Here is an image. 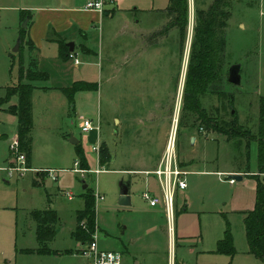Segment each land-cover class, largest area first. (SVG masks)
Wrapping results in <instances>:
<instances>
[{
	"label": "rangeland",
	"instance_id": "374dc122",
	"mask_svg": "<svg viewBox=\"0 0 264 264\" xmlns=\"http://www.w3.org/2000/svg\"><path fill=\"white\" fill-rule=\"evenodd\" d=\"M29 1L38 7L51 8H83L87 2ZM168 3L169 0H115L114 6L109 8L114 11L112 18L103 16L99 22L92 21L91 27L83 32L85 37L74 34L72 43L78 66L71 60L67 70H63L65 73L60 74L58 64L43 62L52 77L34 84L39 88L32 92L35 127L32 170L22 176L7 177L4 164L9 144L16 134L17 119L0 110V264H82L84 259L75 252L77 243L70 233L75 227L77 211L84 208L83 196L90 192L103 197L95 201L97 229L94 239L98 250L121 253L120 264H168L171 257L174 264H263L249 254L243 213L235 209L245 208L252 200L249 190L246 189L249 192L246 195H250L246 201L232 200L230 192L240 183L229 186L214 176L190 173L248 170L251 175H257V144L251 142L246 148L245 141L238 146L218 132L197 130L198 122H193L192 116L180 124L194 28V2L188 0V26L182 46L178 30L171 28L169 21L161 31V39L153 31L146 32V28L154 24L149 20L151 15L133 14L135 8L153 7L156 17L160 13L158 8L163 14ZM230 3L225 30V66L228 75L231 66L240 65V85L227 82L226 91L238 124L256 134L259 101L264 98V0H231ZM26 5L29 3L24 0ZM0 14L8 17L6 12ZM137 20L136 29L147 34L143 51L136 49L131 32L125 28L126 21L134 28ZM23 21L17 25L18 30ZM0 31L3 33V26ZM78 43L92 52L81 51ZM14 48L15 44L8 52L13 58H0V100L6 98L7 87L19 82L20 58L31 60L26 48L13 52ZM47 49L57 53L51 42ZM45 51L33 56L42 57ZM124 58L131 60L127 65L129 70L115 63L121 64ZM75 80L96 84L97 89L76 93L73 103H68L60 92H41L40 87H65ZM16 103L17 97H10L2 108ZM200 105L208 110L215 129L227 131L223 115H214L210 110L218 105L216 97L204 95ZM81 118L91 120L98 127V133H80ZM230 121L226 122L230 124ZM171 132L175 134L178 162H194L187 170L186 197H182L183 192H177L179 206L177 208L174 202L169 230L161 209L149 207L141 197L148 190L154 197L162 198L158 179L132 170L154 171ZM70 136L77 141L76 145L69 143ZM191 138L195 139L193 143ZM94 146L106 148L108 165H100L99 152L91 151ZM10 156L15 160L14 154ZM74 163L85 172L72 171ZM97 169L101 172L95 174ZM45 171H53V178L45 173L36 176ZM248 180L253 179L246 178ZM36 181L38 185L34 186ZM121 181L131 184L130 207L117 203ZM84 185L87 186L85 190L82 189ZM48 209L55 210L59 218L57 233L49 248L61 255L19 253L22 248L37 247L35 224L29 213ZM223 215L234 239L236 253L232 258L213 253L225 230ZM191 248L206 252L196 256Z\"/></svg>",
	"mask_w": 264,
	"mask_h": 264
},
{
	"label": "trees",
	"instance_id": "16d2710c",
	"mask_svg": "<svg viewBox=\"0 0 264 264\" xmlns=\"http://www.w3.org/2000/svg\"><path fill=\"white\" fill-rule=\"evenodd\" d=\"M195 5L194 11V28L193 36L190 44V52L187 64V72L185 78V88L181 106L182 120L189 119L192 116L193 122H198L197 130L218 132L224 136L227 141L236 142L240 145L245 141L246 148L251 142L257 144V175H251L247 171H239L246 177L254 179L255 186V203L251 211L243 213V225L245 236L248 244V252L254 258L264 264V98L259 101L258 108V128L257 133L252 134L244 130L237 122L236 113L233 110V104L230 101L227 83V70L225 66V30L230 17L231 0H212L206 7L199 8L198 3L206 2V0H193ZM188 0H169L165 12L163 13L169 26L176 28L179 34L180 45L185 41V33L188 26ZM107 11H104L103 16ZM28 19L24 13V19ZM25 29L20 32V42L24 41ZM51 33V37L54 38ZM55 39V38H54ZM58 46V57L66 63L70 61L71 55H75L74 49L69 52L67 43L58 37L54 40ZM26 47L29 52L34 51L32 43L28 40ZM75 48V47H74ZM21 49V47H20ZM19 82L15 86L7 87L5 99L0 100V110L13 115L17 119L16 137L19 142V152L23 153L26 159V168L30 169L32 157V91L36 88V82L46 80V73L38 69V63L35 59H31L24 68L23 62L19 60ZM59 90L66 98L68 103H73L75 94L78 92H86L96 90L97 86L86 81H76L67 87L54 88ZM204 95H212L216 97L218 105L211 107L214 115H223L227 131H219L215 129L211 122L208 110L200 105V98ZM17 97V103L3 109L4 103L8 102L10 97ZM233 111V114H231ZM192 129V127H190ZM237 140V141H235ZM248 159V158H247ZM109 155L103 146H99V163L100 165H108ZM181 168L187 164L179 163ZM84 169V168H83ZM44 172L38 173V175ZM46 174V173H45ZM44 175V174H43ZM263 179V178H262ZM34 186L38 183L34 182ZM87 189V188H86ZM84 208L77 211L75 219V227L70 233L71 238L81 245L89 244L93 241L96 232V210H95V194L93 192L83 196ZM31 220L35 224V240L37 247L35 249H25L19 251L21 254L51 256L58 255L59 252L49 248V244L55 239L56 226L59 218L57 212L53 209L43 211H32L29 213ZM225 230L222 238L216 242L214 254L224 255L232 258L235 255L234 239L230 231V225L225 215ZM78 252V249L75 251ZM71 253V252H70Z\"/></svg>",
	"mask_w": 264,
	"mask_h": 264
},
{
	"label": "crops",
	"instance_id": "0c3cea01",
	"mask_svg": "<svg viewBox=\"0 0 264 264\" xmlns=\"http://www.w3.org/2000/svg\"><path fill=\"white\" fill-rule=\"evenodd\" d=\"M27 1H28L29 5L24 6V0H0V13L6 12L8 14V17H6L4 15H3V17H1V14H0V17L2 18L0 20V27L3 26V33L0 31V58L4 59L7 56L10 58H13V55L11 53H8L9 49L14 44L16 45L17 41H19V50L23 51L25 48L27 49L26 42L29 40L32 43L33 47L35 48L34 51L28 52V53H30L29 54L30 59H35L38 63V69L47 74L46 80H48L49 78L52 77V75H51L52 72L49 70V68H46L47 66H43V62H46L47 64L48 63L49 64L54 63L55 65L58 64L57 68L59 70V73L64 74L65 73L64 71L67 70V65L69 64V61L66 63H63L59 59V57H58V46L54 40L55 39L58 40V37H59L61 40H63L65 43L68 44V43H72V39H73V36L75 33H78L80 36L85 37V34L83 33V32H85L84 30H87L89 27H91L92 21L99 22L100 18L103 17V14H100L97 12H91V11H84L82 7H72V8L38 7V6H35L34 4H32L29 0H27ZM114 2H115V0H114ZM165 2H166V0H165ZM206 2L208 5L211 1L209 0V3H208V0H206ZM206 2L198 3L199 8H201V7L204 8V5H206ZM160 3H162V1ZM110 7L111 6H108V8L106 9L107 12H106L105 16L112 18L114 11H113V9H109ZM154 9L155 8H153V7L149 8V9H145V10L135 8L134 9L135 12L133 14L141 15V14L147 13L148 15H151L149 20L150 21L153 20L154 24L152 23V25L148 26L149 28L148 27L146 28V32L153 31L154 35L159 34L157 36H159V38L162 39L163 37H161V31H162L163 27H165V25L167 24V20L164 17V15L161 14L162 13L161 8H158L160 13L156 14V17H155ZM18 12H20V13H18ZM24 13H26V15L28 16V24H27V28L25 29L26 30L25 35H24L25 39L21 44L19 37H20V32L23 29H22V27H20V29L18 30L17 25H20L22 23V21L24 20ZM157 15H160V16L158 17ZM130 25H131L130 21H126L125 28H127L131 32L130 36L134 38L133 42L136 45V49L138 51H143L144 50V46H143L144 42L147 40V34L146 33L143 34L142 32H139L138 29H136L137 26L139 25L138 20L133 23L134 28H131ZM51 33H53L55 35L54 36L55 39L53 37H51ZM50 42L56 46L57 53L52 52L51 49L50 50L47 49V44ZM20 47H21V49H20ZM74 47H75V45H74ZM78 48H80L81 51L87 50L88 53L92 52L91 50L87 49L84 45H82L80 43H78ZM41 50H46L42 57L37 58V57L33 56V55H35L34 53L40 54ZM75 50H76V48H74V52H75ZM75 55H77V52H75ZM124 59H122V60H124ZM21 60H22V58H21ZM22 62H23L24 67H26L28 62L26 60L25 61L22 60ZM115 63L118 64L117 67L121 66V67H123V69L129 70L130 68L127 65L131 64V60H130V58H126L123 62H121V64L119 63V61H116ZM2 65L4 66V60H3ZM119 69L120 68H118V71H119ZM76 81H83V80H75L73 82H76ZM73 82H69V85ZM62 87L63 86L58 85V86L40 87V88L42 89L41 92H45V91L60 92L59 90H56L54 88H62ZM65 87H67V86H65ZM36 88H39V87L36 86ZM61 95H62V93H61ZM31 101H32V115H33L32 95H31ZM34 128L35 127H34V118H33L32 136H33ZM78 129H79V123H78ZM80 133H81V131H80ZM14 137H16V134ZM70 138H72V136H70ZM11 162H12L11 156H10V153L8 151V157L6 158L5 164H4L5 167L10 165ZM193 162L194 161L187 163V166L185 167L186 171L189 170L193 166ZM31 165H32V157H31V164H30L31 168H30V170H32ZM73 166H74V164H73ZM73 169H74V167L72 168V170ZM132 171L133 172H142L144 174L150 173L149 171H136V170H132ZM239 171H241V170H230V171H226V172H222V171L207 172L205 170H200V171H190V173H196V174H200L203 176L204 175L214 176V177L218 178V180H220L221 183L227 184L229 186H234L236 183H240V184H238L237 187L232 189L230 192L232 200H238V201L242 200L243 202L246 201L247 198H250V195H246V192H248L246 189H248L250 194H252V200L250 199L248 201L249 204H247V206H245V208H241L240 206H239V208H235V209H237L236 211H240V213L242 214V213L251 211L254 207L256 183H255L254 179L246 181V178H250V177L244 176ZM232 174L242 175V177H243L242 181L241 182H234L233 184H231L230 183L231 180H229V176ZM146 175H151V174H146ZM36 176L39 177L38 174H36ZM152 176H154V175H152ZM222 177H224V179ZM36 183H38V182L36 181ZM188 187L189 186L187 183V188L183 191H180V192H183L182 197H186V192H187ZM130 189H131V184H130ZM174 202L176 204V207L178 208L179 199L177 196V192L174 194ZM158 207L164 213L163 205L161 204ZM164 216H165V213H164ZM79 246H80V244H77L76 250L79 248ZM35 248H33V249H35ZM25 249H30V248H22L19 251H22ZM204 252H206V251L198 250L197 248L196 249L191 248V253L193 255H196V256H199L202 253L204 254ZM53 256H56V255H53Z\"/></svg>",
	"mask_w": 264,
	"mask_h": 264
},
{
	"label": "built area",
	"instance_id": "2783aa9c",
	"mask_svg": "<svg viewBox=\"0 0 264 264\" xmlns=\"http://www.w3.org/2000/svg\"><path fill=\"white\" fill-rule=\"evenodd\" d=\"M114 3V0H87L83 10L102 14L106 11V6H113ZM71 60L74 65L79 64L75 55H71L70 61ZM79 129L82 134H88L93 131L98 132V127H96L91 120L83 118L79 122ZM91 151L95 153L99 152V147L94 146ZM9 153L10 155H15V160H12L10 165L5 167L7 177L11 178L14 174L22 176L27 171H30V169L26 168V159L24 154L19 152V142L17 137H14L9 144ZM77 167L78 164L74 163V169L72 171L78 174L85 172V170H81ZM100 172L101 170L97 169L94 173L98 174ZM44 173L48 174L50 177L53 176V171H45ZM146 174L154 175L158 179L160 189L162 190V198L159 199L154 197L148 190L143 192L141 197L151 208L158 207L161 204L163 205L166 221L170 230L174 215V194L187 188L186 176L188 175V172L184 168L180 167L177 160L175 134L172 136V132L170 133L164 153L157 168ZM234 182L235 181L233 180L230 181L231 184ZM65 195L70 197V194L68 193H65ZM96 198L103 200V197L98 194L95 195V199ZM170 248L172 249V245H170ZM77 253L84 259L82 264H120L122 259V254L119 252L99 251L94 238L89 244L79 246ZM169 264H174L172 257L169 260Z\"/></svg>",
	"mask_w": 264,
	"mask_h": 264
},
{
	"label": "water",
	"instance_id": "95a60500",
	"mask_svg": "<svg viewBox=\"0 0 264 264\" xmlns=\"http://www.w3.org/2000/svg\"><path fill=\"white\" fill-rule=\"evenodd\" d=\"M28 24V19H24L22 24V29H26ZM67 46L69 47V52H72L74 49L73 43H68ZM19 49V41H17L13 52H17ZM227 82L231 85L238 86L240 85V65H233L228 70V77ZM233 114V111H231ZM195 141L194 138H191V143ZM69 143L76 145L77 141L73 138H70ZM243 179L242 175L240 174H232L229 176V180H233L235 182H241ZM87 188L86 185L83 186V190ZM118 205L121 207H130V182L121 181L119 183V198H118Z\"/></svg>",
	"mask_w": 264,
	"mask_h": 264
},
{
	"label": "bare ground",
	"instance_id": "6f19581e",
	"mask_svg": "<svg viewBox=\"0 0 264 264\" xmlns=\"http://www.w3.org/2000/svg\"><path fill=\"white\" fill-rule=\"evenodd\" d=\"M172 136H174V134L172 133Z\"/></svg>",
	"mask_w": 264,
	"mask_h": 264
}]
</instances>
